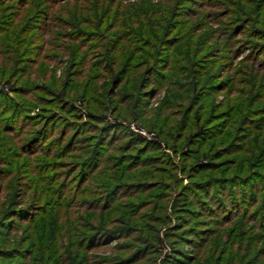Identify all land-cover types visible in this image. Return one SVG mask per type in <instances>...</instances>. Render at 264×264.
Here are the masks:
<instances>
[{
	"label": "rangeland",
	"instance_id": "1",
	"mask_svg": "<svg viewBox=\"0 0 264 264\" xmlns=\"http://www.w3.org/2000/svg\"><path fill=\"white\" fill-rule=\"evenodd\" d=\"M40 1L0 7V17L6 16L4 28L12 27L0 33L4 47H0V93L17 99L20 119L19 133L9 131L0 106V218L8 205L27 209L38 204L46 208L41 223L21 224V219L12 217L0 227V249L5 251L0 253V264H56L53 261L60 251L66 264L75 263L71 259L75 253L87 264L98 258L101 264H109L112 259L137 254L139 247L144 249L136 257L141 260L133 264H264V65L257 60L264 56L244 46L245 34L236 40L240 46L233 40L228 46L224 44L239 17H249L251 26H260L263 32L259 33L264 36V0H217L213 5L204 0H61L49 8L54 15L50 24L41 32H33L27 15ZM14 5H22L27 14L15 16ZM132 24L140 26L136 31L139 35L140 29L149 31L151 25L154 29L152 39L146 37L134 50L128 44L134 38L128 34L134 28ZM255 41L264 46V38ZM102 43L106 45L103 48ZM222 45L224 53L219 52ZM115 49L132 65L127 68L131 77L118 84L108 68L100 69L104 67L101 59L105 62ZM202 57L204 66L199 68L203 69L194 68V60ZM152 63L167 68L164 83L157 89L153 87L154 75L148 80L142 77ZM134 67L136 74L132 76L130 68ZM94 71L100 74L92 80L88 76ZM202 79L211 86L217 83L203 103L193 101ZM211 109L214 116L206 122ZM244 110H248L246 117ZM45 120H53L49 135L35 150L21 149V142L44 130ZM218 121L221 130L214 129L209 144L200 148L213 153L202 161L215 166L192 174L197 179L193 184L207 185L210 181L214 199H206L199 190L187 193L190 202H181L177 191L160 182L171 181L170 167L176 165L182 184H188L191 174H185L180 166L184 168L194 159L180 160L167 141H179V134L186 137L201 125ZM114 125L117 129L103 134L104 128ZM100 135L108 141L104 169L92 177V183L79 182L77 164ZM47 137L51 139L48 152L35 153ZM67 139L71 142L65 146ZM231 140L235 146L229 149ZM148 145L153 150L142 155H155L156 163L127 170L126 160L134 153L133 146ZM162 153L170 163L161 159ZM42 162L56 165L42 174L44 178L31 168ZM112 174L129 185L142 183L148 174L151 178L146 181H158V188L142 183L121 195L111 212H90L85 208L86 201L104 198L100 196L105 191L102 185L112 182ZM44 179L48 181L42 184ZM229 179H241L236 190L230 187ZM62 186L66 197L74 194L76 200H72L76 204L70 212L63 215V223L58 221L62 214L53 210L52 202L53 192H59ZM245 189L257 194L244 211L246 220L239 222L241 229L239 225L231 229L236 221L227 223L208 214L207 208L215 207L218 199L228 203ZM94 214L97 216L92 223L97 221V225L118 232H101L93 247L72 249L70 225L81 223L80 230L85 231L89 216ZM246 225L251 227L246 239H237V232L245 230ZM37 235L41 242L36 249L32 239ZM203 236L209 237L205 245L199 241ZM71 249L70 255L67 252ZM180 255L182 262H174Z\"/></svg>",
	"mask_w": 264,
	"mask_h": 264
},
{
	"label": "trees",
	"instance_id": "2",
	"mask_svg": "<svg viewBox=\"0 0 264 264\" xmlns=\"http://www.w3.org/2000/svg\"><path fill=\"white\" fill-rule=\"evenodd\" d=\"M61 0H41V4L36 7V9L30 13L28 12V17H33L32 19L30 18V22H31V26H33V32H41L43 29H45V27L47 26V24L51 21L52 18H54L52 14H50L49 12V8L51 5H54L57 2H60ZM217 0H204V2H208L207 5H213L216 3ZM25 3V6H27L29 3L35 5L34 2H31V0H0V7L4 6V7H8V6H13L12 4H22ZM23 3V4H24ZM73 3H71V7ZM16 5V4H15ZM15 16H22L27 14V10L25 8H22V5L20 7L15 6ZM38 5V4H37ZM49 11V12H48ZM3 15V14H2ZM26 16V17H27ZM6 16L4 17H0V33L2 32H8L12 27L9 28H4V25L2 24L3 22H5ZM63 18V17H60ZM14 20V19H13ZM67 21V20H66ZM64 21V22H66ZM251 19L249 17L244 16L239 17V18H235L234 20V24H233V28L229 31L228 33V38L225 41V45L228 46L230 45L231 42L238 40V38L241 36V34H245L246 39H244L246 42H244L243 44H245V47H249L251 49V51L255 50L254 52H259L261 53V56H264V46H260L257 44V42L255 40H261L262 38H264L262 33H259L262 31V29L260 28V26L258 25H253L251 26ZM15 25V21L12 23ZM17 24V23H16ZM30 26V27H31ZM134 28L128 33V34H132V37H134L132 40L133 42L128 43L129 46L131 45L132 48L131 49H136V47L138 46V42L142 43L145 42V38L149 37L150 39H152V34H154V29L151 26L149 27V31L148 30H143L140 29L142 34H138V32H136L140 26H134L133 24L131 25ZM73 27V25H72ZM135 27L137 29H135ZM76 31L80 29L78 27H75ZM85 30V29H84ZM83 29H81V31H84ZM263 32V31H262ZM71 35V33H69ZM139 36V37H138ZM142 38V39H140ZM141 41H138V40ZM233 40V41H232ZM237 43V42H236ZM239 45V43H237ZM241 44V43H240ZM103 46L105 47L106 45L104 43H102V48ZM240 46V45H239ZM0 47L3 49V44H0ZM239 48V47H238ZM240 50V49H238ZM104 52V51H103ZM102 52V54H103ZM112 52V51H111ZM114 54L110 57V58H106L105 62H102L103 59H101V64L104 67H100V69L103 68H108V74L110 72V75L112 76L111 78L113 79L114 82H116L115 84L118 83H122L124 82V80H126L127 78L131 77V73H129V71H127L128 67H131L132 65L128 62L123 61V59H121V54L120 51H118V49H115V51H113ZM219 52L220 53H224V49H223V45H222V49L219 47ZM131 58V56H130ZM258 61L261 62V65H264V57H262V59H259L260 57H257ZM25 59V58H24ZM155 59V58H154ZM204 60L205 57L199 58V59H195V64H196V69H203V68H199L200 66H204ZM155 60H153L154 63ZM147 68V70H145V75L142 77L144 80H148V78L152 77L154 75V77H152L153 80H156V83H154L153 87H155L154 89H157V87H159L160 85H162L164 83V79L165 76V70H167V68L161 67V65H159L158 63L153 64ZM215 65L217 66V64L215 63ZM158 66H160L158 68ZM137 67L134 68H130V70H132V76H135V70ZM129 69V68H128ZM161 72H159V70ZM209 69V68H208ZM163 72V73H162ZM106 75V72H103ZM142 72L138 73V75H140ZM100 74V72L94 71L93 74H90L88 76V78L94 80V76H98ZM103 75V74H102ZM136 75V76H138ZM104 76V75H103ZM156 76V77H155ZM203 76H205V73L202 74V78ZM102 78V76H101ZM167 79V78H166ZM252 81V80H251ZM250 81V82H251ZM223 84V83H222ZM261 83L257 84V86L255 87L256 89H258V87L260 86ZM108 85V84H105ZM109 86V85H108ZM198 89L197 91H195L193 93L194 97H193V101H202V103L204 101H206V99L208 98V92L211 88H217V83L215 85H209L206 83V81H200L199 85H198ZM134 91L132 90L131 93H133ZM137 92V91H136ZM135 93V92H134ZM56 96V95H55ZM200 96V99H198ZM189 99V98H188ZM127 100V98H126ZM0 106H1V112H3L2 114L6 113L2 118H4L5 123H7V125H4L6 128H9V131L14 132L15 134L19 133L20 131V119L18 117V113H16V108L18 107L17 105V99H12L8 93L3 92L0 93ZM189 107H187L186 109H188ZM262 107H260L261 109ZM213 109H211L209 111V116L206 119V122L209 121V117L210 116H214L213 115ZM243 117H246L248 115V110H244L243 111ZM46 121V120H45ZM44 122V130L42 131H36L34 132V134L32 135V137L30 139L26 138L25 142H21V149L26 150V152L28 151H32L35 150L34 148H36V146L38 145L39 141H41L44 136L49 135V128H50V122H52L53 120H51L50 122L47 120L46 122ZM215 122V121H213ZM220 123H205L203 125H201L200 127L197 128V130H195V132H193L192 134L184 137L183 133L178 135L179 141H175V142H169L167 141V146L172 147L175 151L176 156L179 157V159H186L189 161V159H192L193 161L190 162L188 165H185L184 168H182L180 166V169L185 173H190L191 177H190V181L188 184L183 185L182 184V179L180 177L177 176V169L178 167L175 165V167L173 165H171L173 167V169L170 170L172 171L170 174V179L171 181L167 184L164 182H160L162 183L163 186L165 187H170L172 190L171 191H177L179 193V200H182L181 202H184L187 200L190 202L191 199H189V195L187 196V193L189 191H193V192H198L199 190L202 191L203 194H206L205 197L206 199H214V195H211V187H209V182L207 185H201L204 182H200V183H196L193 184V182L197 179H193L195 176H192V174H196L197 172H202L207 170L210 167L215 166L213 163L211 162H205L202 161V159H205L206 157H209L210 155L212 156V152H207L206 151H201L200 148H203L205 146H207V141L211 140V138L214 137L215 135V130L218 128V131L221 130L222 127V123L221 121H218ZM207 124V125H206ZM61 126V125H60ZM58 126V127H60ZM64 126V125H63ZM110 127L109 129L104 128V130L102 131L103 134H108V132L112 131L114 128H116V126H108ZM65 129V128H64ZM117 129V128H116ZM66 130V129H65ZM30 135V134H29ZM54 137V135H52ZM134 136V135H133ZM104 136L100 135L99 139H97L98 141H96L93 146L91 147L89 153H87L86 157H84V159L82 158L81 161L77 164V168L80 169V173H79V182L84 181V183L88 180L89 182H91L92 177L95 174H98V172H100L101 170L104 169L105 166V160L107 157V148L108 146L106 145V143H108V141L105 139H103ZM184 138V139H183ZM182 139V140H180ZM48 140V141H47ZM47 140L44 142V145L40 146L35 153H43V152H48L49 149V145H50V140L49 137H47ZM68 142H71V140L67 139L66 142H64L65 146L66 144L68 145ZM227 147L232 148L233 146H235L234 140L229 141L227 143ZM109 145V144H108ZM129 145V144H128ZM152 145V144H151ZM143 147V146H142ZM137 147V149L133 146V151L134 153L129 154L128 155V160H126L127 163V170H134L135 168L139 167V166H144L149 168V165L152 163H156L153 162L156 158L155 155H142L143 153L146 152H151L153 149L150 148V145L145 146V147ZM154 147V146H153ZM225 147V148H227ZM154 149H156V147H154ZM128 150V148H127ZM135 150V151H134ZM107 151V152H106ZM106 153V154H105ZM220 153V152H219ZM218 154V153H217ZM106 155V157H105ZM191 156V158H190ZM161 159L165 160L170 163V160L166 157L165 153H162L161 155ZM117 160V157L116 159ZM207 160V159H206ZM55 162V161H53ZM117 164V165H116ZM115 165L118 166V163H116ZM180 165H181V161H180ZM56 166L54 163L51 162H45V163H38L36 168H33V166H31L32 170H34V172H36L38 175H41L43 177L42 174L48 173L50 172V170L53 169V167ZM108 171H111L112 169H107ZM30 173H27L26 175H29ZM24 175V174H23ZM145 179L142 180V183H144V186H147L148 188H154L157 187L158 188V181H155L153 183L150 184V181H146L148 178L150 179L151 177L147 174L144 176ZM32 178V177H31ZM44 178V177H43ZM109 179L112 182H103L104 185H102V190L104 189V193L100 196H104V198L99 199V201H96L97 199H95V201L93 203H88V201H86L85 208H88V210H100L101 213L104 212H111V210L113 209V207L117 204V202L120 200L119 197H121V195L126 194L127 192H129V188L131 187H138L141 186L142 183H135L132 182L131 185L127 184L128 182L126 181H121V180H117L113 177V174L109 177ZM48 179H44V181H41L42 184H45V182H47ZM241 181V179H229V183H230V187L233 190H236L238 188L239 182ZM244 181V180H243ZM86 182V183H87ZM102 181H100L101 183ZM92 183V182H91ZM90 183V184H91ZM155 183V184H154ZM205 183V184H206ZM99 184V183H97ZM232 185V186H231ZM252 190L255 189L251 188ZM64 186L61 187L60 191H56L53 192V196L54 199H52L53 202V207L57 212L62 214V218H60L61 223H63V215L67 214L70 212V208H72V206L74 204H76V202L72 203L74 200V194L71 195L70 197H66V193H64ZM81 190V189H80ZM78 192H80L78 190ZM63 193V194H62ZM217 196L220 198V194L216 193ZM256 191H248V190H243L242 192L238 193L237 195H235V198H231V200H229L228 203L224 202L223 200H217L215 202V207H208L207 208V212L210 216H217V218H219L220 220L226 221L227 223L231 222V221H236V223L233 225V229L235 227H238L239 225V229H241V226L244 222V220H246V214L244 213V211L246 210L247 207H249L251 204L254 203V200L256 199L255 196ZM127 195V194H126ZM198 195V194H197ZM198 197V196H197ZM238 197H241L238 198ZM122 198V197H121ZM204 198V197H203ZM73 200V201H72ZM231 201L232 204H229ZM97 202V203H95ZM202 202V201H201ZM179 203H177L178 205ZM44 205V204H42ZM22 206V205H21ZM253 206V205H252ZM51 207V208H53ZM25 207H21L20 206H7L6 209L4 210V214H2L3 218H0V227L6 223L7 220H11L12 217H17V221L21 219L20 223L22 224L23 222L25 223H31L33 225H35V223L37 221H39L38 223H41V219L43 217L46 216V208H42L40 205L37 204V206H35L34 204L31 205L29 208L24 209ZM177 209V208H176ZM181 209V208H180ZM176 210V212L178 213L179 210ZM66 211V212H65ZM130 212V210H129ZM243 212V213H242ZM92 214V213H91ZM126 214V213H124ZM48 215V214H47ZM127 215V214H126ZM93 216H97V215H91L89 216V220L90 222H88L85 227L87 228V230L85 229V231L80 230V224L78 223L77 226L75 227H71L70 228L72 230V232L70 233V237L69 239H73L71 242H69V245L72 243V249L73 248H86L87 246L90 248V246L95 242V237L98 236L99 234H101V232H109L112 233L113 235H116V233L118 232V229L115 230H108V228L105 225H97L96 222L92 223V220L94 219ZM50 217V216H48ZM186 218V217H185ZM183 217V219H185ZM95 220V219H94ZM7 221V222H9ZM186 220H184L185 222ZM242 224H240V223ZM102 224V223H101ZM222 225V224H221ZM18 227V225H16ZM23 226V225H22ZM82 227V226H81ZM251 227H247L246 225V229L245 230H239L236 234V238L239 240H245L247 234H249L248 229H250ZM59 230V229H58ZM75 232L77 233L75 235ZM111 234V235H112ZM34 235H36L34 233ZM207 236V235H206ZM203 236L199 241L200 242H204L203 245L206 244L207 240L209 237ZM59 240V239H58ZM149 241V240H148ZM33 244H35L36 249H37V242H41L40 238L38 237V235L32 239ZM201 243V244H202ZM93 247V246H91ZM71 251L67 252L70 255L73 253ZM144 250L143 247H139V249L137 250V254L132 255L131 257H126V258H116V259H112L110 261H108L109 264H133L139 260H141L140 258H136L137 255ZM0 253H5L4 249H0ZM180 253V252H179ZM42 254V252L40 253ZM40 254H36V255H40ZM78 253H75L74 255H72L71 259L74 260L75 263L72 264H80V263H85L87 264V261L84 260L82 261V259H80L77 255ZM176 254V253H175ZM185 255V254H182ZM39 257V256H37ZM62 257V252L60 251V254H58L57 257L54 258L53 263L56 264H66V262H63L62 260H64V258ZM171 259V258H170ZM169 259V261H170ZM183 257H176L174 259V262H182ZM99 260V258H98ZM98 260H93L91 262H89V264H101L100 262H98ZM60 261V263H59ZM62 261V262H61ZM82 261V262H81ZM98 262V263H97Z\"/></svg>",
	"mask_w": 264,
	"mask_h": 264
}]
</instances>
